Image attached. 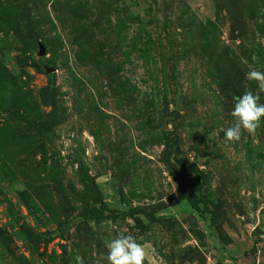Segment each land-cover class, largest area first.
<instances>
[{
    "label": "rangeland",
    "instance_id": "1",
    "mask_svg": "<svg viewBox=\"0 0 264 264\" xmlns=\"http://www.w3.org/2000/svg\"><path fill=\"white\" fill-rule=\"evenodd\" d=\"M250 70L264 0H0V264H110L122 232L264 264V117L224 135Z\"/></svg>",
    "mask_w": 264,
    "mask_h": 264
},
{
    "label": "clouds",
    "instance_id": "2",
    "mask_svg": "<svg viewBox=\"0 0 264 264\" xmlns=\"http://www.w3.org/2000/svg\"><path fill=\"white\" fill-rule=\"evenodd\" d=\"M249 80L258 82L259 88L264 90V72L250 70L246 73ZM259 95L247 91L241 96L235 97L232 110L234 123L224 130L227 140L239 141L242 130L249 135H255L260 126L261 118L264 117V104L258 103ZM107 259L110 264H144L145 249L137 243L131 233H120L107 243ZM79 264L83 259L77 257Z\"/></svg>",
    "mask_w": 264,
    "mask_h": 264
},
{
    "label": "water",
    "instance_id": "3",
    "mask_svg": "<svg viewBox=\"0 0 264 264\" xmlns=\"http://www.w3.org/2000/svg\"><path fill=\"white\" fill-rule=\"evenodd\" d=\"M231 38H233V34L232 33H231ZM43 53H44L43 48H40V54H43ZM47 70H49V68H47ZM192 257L201 258L202 261H204L206 259V256L203 254V252L200 250V248L195 247L185 257H182L181 260L190 259Z\"/></svg>",
    "mask_w": 264,
    "mask_h": 264
},
{
    "label": "trees",
    "instance_id": "4",
    "mask_svg": "<svg viewBox=\"0 0 264 264\" xmlns=\"http://www.w3.org/2000/svg\"><path fill=\"white\" fill-rule=\"evenodd\" d=\"M174 111L176 112V111H178V109L175 108ZM198 209H199V207H198ZM200 210L209 211L208 208H207L206 206H203L202 208H200ZM97 213H99V212H97ZM25 235H26V237L29 238V239H35V240H38V239H39L38 236H36V235H34V234H30V233H28V232H26Z\"/></svg>",
    "mask_w": 264,
    "mask_h": 264
}]
</instances>
